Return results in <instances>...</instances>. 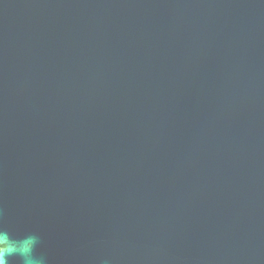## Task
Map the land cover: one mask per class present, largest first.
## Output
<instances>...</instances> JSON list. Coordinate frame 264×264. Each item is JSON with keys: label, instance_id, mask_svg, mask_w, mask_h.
Returning <instances> with one entry per match:
<instances>
[{"label": "water", "instance_id": "1", "mask_svg": "<svg viewBox=\"0 0 264 264\" xmlns=\"http://www.w3.org/2000/svg\"><path fill=\"white\" fill-rule=\"evenodd\" d=\"M9 166L97 264H264V0H0Z\"/></svg>", "mask_w": 264, "mask_h": 264}, {"label": "flooded vegetation", "instance_id": "2", "mask_svg": "<svg viewBox=\"0 0 264 264\" xmlns=\"http://www.w3.org/2000/svg\"><path fill=\"white\" fill-rule=\"evenodd\" d=\"M27 169L9 166L5 170L11 179L0 180V253L13 250L3 259L7 264H21L17 251L27 250L38 264H97L90 242H81L74 230L64 231L59 210L48 213L47 180L26 178ZM56 202L61 209V199Z\"/></svg>", "mask_w": 264, "mask_h": 264}, {"label": "clouds", "instance_id": "3", "mask_svg": "<svg viewBox=\"0 0 264 264\" xmlns=\"http://www.w3.org/2000/svg\"><path fill=\"white\" fill-rule=\"evenodd\" d=\"M13 254V250L9 248L8 252L0 253V264H7L3 259L4 256ZM21 255V264H38L37 258L30 254L27 250H22Z\"/></svg>", "mask_w": 264, "mask_h": 264}]
</instances>
